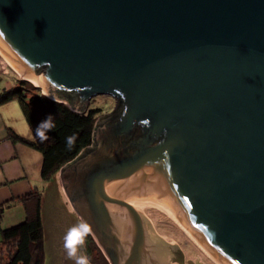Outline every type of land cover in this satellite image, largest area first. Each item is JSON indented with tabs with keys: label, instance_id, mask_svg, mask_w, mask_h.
Returning a JSON list of instances; mask_svg holds the SVG:
<instances>
[{
	"label": "water",
	"instance_id": "obj_1",
	"mask_svg": "<svg viewBox=\"0 0 264 264\" xmlns=\"http://www.w3.org/2000/svg\"><path fill=\"white\" fill-rule=\"evenodd\" d=\"M0 30L53 100H116L64 168L112 264H264V0H0ZM40 205L43 264H73L56 175Z\"/></svg>",
	"mask_w": 264,
	"mask_h": 264
},
{
	"label": "trees",
	"instance_id": "obj_2",
	"mask_svg": "<svg viewBox=\"0 0 264 264\" xmlns=\"http://www.w3.org/2000/svg\"><path fill=\"white\" fill-rule=\"evenodd\" d=\"M2 61L4 62L3 59ZM43 95L29 81L18 78L13 85L0 87V104L12 99L17 100L33 130L48 115L53 116L55 128L48 134L49 139L44 143H40L34 136L29 139L8 131L12 142H21L42 154L41 177L46 180L61 165L91 145L97 111L95 108L77 111L64 102ZM72 135L76 136V140L69 150L66 138ZM34 196L36 199L33 204L24 205L26 214L23 220L0 229V264H43L45 246L40 199L37 192L30 193L28 198L32 199ZM4 206H0V215ZM85 251L91 263L106 264L91 235L86 238Z\"/></svg>",
	"mask_w": 264,
	"mask_h": 264
},
{
	"label": "crops",
	"instance_id": "obj_3",
	"mask_svg": "<svg viewBox=\"0 0 264 264\" xmlns=\"http://www.w3.org/2000/svg\"><path fill=\"white\" fill-rule=\"evenodd\" d=\"M2 86L10 84L6 82ZM12 102L17 100L0 104V109L6 110ZM16 124L14 113L8 112L5 115L0 112V206L5 205L1 213H23L20 218L12 220L14 222L7 223L4 227L23 220L26 214L24 205L28 203L30 193L44 191L46 186L41 177L42 154L21 142H12L8 137L10 130L18 134L14 127ZM11 206L18 207L11 210ZM19 207H23V210L19 211Z\"/></svg>",
	"mask_w": 264,
	"mask_h": 264
},
{
	"label": "rangeland",
	"instance_id": "obj_4",
	"mask_svg": "<svg viewBox=\"0 0 264 264\" xmlns=\"http://www.w3.org/2000/svg\"><path fill=\"white\" fill-rule=\"evenodd\" d=\"M5 62V63H4ZM2 61V59L0 58V87L5 84L6 82H8L10 85L14 84L16 82V79H20L21 76L19 75V73H16L11 67L8 66L6 61ZM32 85H34L32 82H30ZM39 92L43 91L42 88H38ZM36 92V91H35ZM44 94L46 93V91H43ZM41 92V93H43ZM48 94V93H47ZM50 94H48V97L50 98ZM53 97H51L52 99ZM58 97H54V99H56ZM58 101L64 102L66 104H68L69 106H71V104L66 101L65 99L59 97V99H57ZM85 105V103L83 104ZM116 106V100L110 96V95H106V94H99V95H95L93 97H91L88 101V104L86 105V108H95V110L97 111L95 118H94V122H93V128H92V143L91 145H89L88 147L84 148L76 157H74L73 159L67 161L66 163H64L63 165H61L48 179L45 180V185L47 186L49 184V182L52 180V178L56 175L57 177V181L58 184L60 186V189L77 221V223L81 222V221H85L80 213L77 212V210L74 208V205L72 203V199L69 194H68V190L64 181V168L66 166H70V165H74V164H78L79 163V156L85 152H87L89 149L95 148L96 147V143H95V139L99 134V121L98 119L104 118L109 112H111L114 107ZM85 108V109H86ZM84 109V111H85ZM45 186V188H46ZM38 197L40 199V203H41V197L43 194V191H38L36 190ZM36 196H34V198L30 199L28 198V203L33 204V201H35ZM14 207H18V206H11V208L9 209H14ZM19 209V211H21V209L23 210V207H19L17 208ZM23 213H1L0 215V229L4 228V226H6L5 224H9L10 222H14L12 220H16V218H20V216H22ZM92 236V234H90ZM93 238V237H92ZM0 239H1V234H0ZM94 240V239H93ZM44 241V240H43ZM95 242V241H94ZM96 244V243H95ZM99 249V248H98ZM100 250V249H99ZM84 252L85 255H87L86 251H85V245H84ZM101 252V251H100ZM45 260V252H44V259H43V263ZM90 264H93L90 262Z\"/></svg>",
	"mask_w": 264,
	"mask_h": 264
},
{
	"label": "clouds",
	"instance_id": "obj_5",
	"mask_svg": "<svg viewBox=\"0 0 264 264\" xmlns=\"http://www.w3.org/2000/svg\"><path fill=\"white\" fill-rule=\"evenodd\" d=\"M0 33H3V31L0 30ZM46 63L48 65V69H50L51 63ZM43 96L48 95L45 93ZM0 112H3L5 115H7L8 112L14 113L15 119L17 120V124L14 125V127L17 133L29 139H32L34 136L40 143L46 142L49 139L48 134L55 128L53 116L50 114L36 126L35 130H33L31 124L29 123L27 117L24 116L20 105L17 102L10 103L6 110L0 109ZM141 123L149 125L150 120L146 118ZM75 140V135L68 136L66 138V145L69 150H71L74 146ZM92 231V226L86 221H81L66 231L63 238V247L67 252L68 259L73 261V264H90V258L87 255H78V253L81 248L84 247L86 238L92 234Z\"/></svg>",
	"mask_w": 264,
	"mask_h": 264
},
{
	"label": "bare ground",
	"instance_id": "obj_6",
	"mask_svg": "<svg viewBox=\"0 0 264 264\" xmlns=\"http://www.w3.org/2000/svg\"><path fill=\"white\" fill-rule=\"evenodd\" d=\"M0 57L7 62L8 66L11 67L16 73H19V75L21 76L22 79H28L30 82H32L35 86H40L42 88L43 91H45L43 85L37 81L35 78L23 74L18 68H16V66L10 61V59L4 55V53L1 51L0 49Z\"/></svg>",
	"mask_w": 264,
	"mask_h": 264
},
{
	"label": "flooded vegetation",
	"instance_id": "obj_7",
	"mask_svg": "<svg viewBox=\"0 0 264 264\" xmlns=\"http://www.w3.org/2000/svg\"><path fill=\"white\" fill-rule=\"evenodd\" d=\"M92 237H93L97 247L100 249L102 256L105 258L106 264H112V261L110 260V258L108 257L106 252L103 250V248L101 247V245L99 244V242L97 241V239L95 238V236L93 234H92ZM149 264H151V263H149Z\"/></svg>",
	"mask_w": 264,
	"mask_h": 264
}]
</instances>
